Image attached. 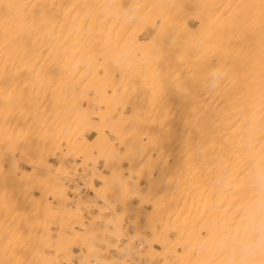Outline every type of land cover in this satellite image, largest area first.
<instances>
[{
	"label": "bare ground",
	"instance_id": "bare-ground-1",
	"mask_svg": "<svg viewBox=\"0 0 264 264\" xmlns=\"http://www.w3.org/2000/svg\"><path fill=\"white\" fill-rule=\"evenodd\" d=\"M0 156V264H264V0H0Z\"/></svg>",
	"mask_w": 264,
	"mask_h": 264
},
{
	"label": "rangeland",
	"instance_id": "rangeland-1",
	"mask_svg": "<svg viewBox=\"0 0 264 264\" xmlns=\"http://www.w3.org/2000/svg\"><path fill=\"white\" fill-rule=\"evenodd\" d=\"M111 139L112 140H115V137L114 136H111ZM61 154V153H60ZM0 158H2V156H0ZM53 162H54V167H56V164H57V157L56 158H52L51 159ZM79 161V160H78ZM70 162L71 163H73V160H70ZM101 163H102V161H100V165H101ZM21 164H22V167H24V168H29V166L26 164V161H24V160H22V162H21ZM69 167V169L70 170H72L73 169V166H71V165H69L68 166ZM75 180V181H74ZM73 181H72V183L70 184L71 185V187H78V188H80L81 186V181L83 182V185L85 186V188H86V185H85V182L80 178V177H78L77 179H74ZM132 181H134V177L132 178ZM95 184H97V185H99V182H97V181H95ZM84 196H88V195H90V194H92L90 191H86V192H81ZM72 196L74 195V194H71ZM133 202L134 203H137L138 202V199H136V198H134L133 199ZM70 206H74V204L73 203H70ZM117 208H119V210L121 209V206H118ZM95 214H97V211H95V210H93V209H91V211L90 212H86V217H88V218H91L93 215H95ZM128 220H129V218L127 217L125 220H124V226L128 223ZM52 228L54 229V230H56L57 229V227L56 226H52ZM132 233H134L133 231H131ZM110 239V241H113L112 243H114V244H118V243H120L121 245H124L125 243H127V241L126 240H121V241H117L116 242V240L114 239V238H109ZM112 239V240H111ZM115 240V241H114ZM97 244V243H96ZM98 245V244H97ZM156 247H158V246H156ZM78 250V248H74V253H76V251ZM111 255L112 256H117V257H120V258H124V254H122L121 252H119V251H116V250H113V251H111ZM107 256V258H110V257H112V256ZM103 257V256H102ZM76 262H77V260H76ZM128 262V260L126 261V263ZM130 262V261H129ZM129 262L127 263V264H129ZM145 262V260H143V262L142 263H144ZM161 263V259L160 258H156V259H154L153 260V263L152 264H160Z\"/></svg>",
	"mask_w": 264,
	"mask_h": 264
},
{
	"label": "built area",
	"instance_id": "built-area-1",
	"mask_svg": "<svg viewBox=\"0 0 264 264\" xmlns=\"http://www.w3.org/2000/svg\"><path fill=\"white\" fill-rule=\"evenodd\" d=\"M84 190H86V188L82 187V188H81V191H84Z\"/></svg>",
	"mask_w": 264,
	"mask_h": 264
}]
</instances>
